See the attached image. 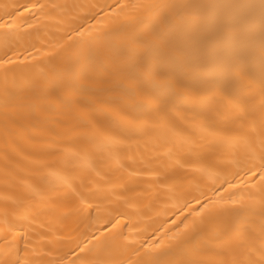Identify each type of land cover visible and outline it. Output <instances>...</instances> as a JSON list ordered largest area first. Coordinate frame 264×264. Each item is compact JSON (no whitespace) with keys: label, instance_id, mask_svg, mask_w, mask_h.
<instances>
[{"label":"bare ground","instance_id":"1","mask_svg":"<svg viewBox=\"0 0 264 264\" xmlns=\"http://www.w3.org/2000/svg\"><path fill=\"white\" fill-rule=\"evenodd\" d=\"M0 264H264V0H0Z\"/></svg>","mask_w":264,"mask_h":264}]
</instances>
